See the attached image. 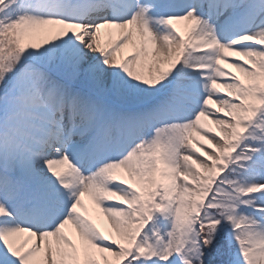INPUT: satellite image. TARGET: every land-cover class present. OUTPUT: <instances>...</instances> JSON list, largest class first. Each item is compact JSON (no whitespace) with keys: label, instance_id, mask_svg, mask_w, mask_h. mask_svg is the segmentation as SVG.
<instances>
[{"label":"snow or ice","instance_id":"1","mask_svg":"<svg viewBox=\"0 0 264 264\" xmlns=\"http://www.w3.org/2000/svg\"><path fill=\"white\" fill-rule=\"evenodd\" d=\"M0 264H264V0H0Z\"/></svg>","mask_w":264,"mask_h":264},{"label":"rangeland","instance_id":"2","mask_svg":"<svg viewBox=\"0 0 264 264\" xmlns=\"http://www.w3.org/2000/svg\"><path fill=\"white\" fill-rule=\"evenodd\" d=\"M109 38L110 37H109L108 33L107 32H104V34L102 36V39L106 41ZM117 55L119 57L120 56V53H117ZM85 204L88 206L90 213L95 217L97 215L98 210H94L93 209V206L91 205V202L87 198H85ZM98 222L101 223V225L103 226L102 217L98 218Z\"/></svg>","mask_w":264,"mask_h":264},{"label":"bare ground","instance_id":"3","mask_svg":"<svg viewBox=\"0 0 264 264\" xmlns=\"http://www.w3.org/2000/svg\"><path fill=\"white\" fill-rule=\"evenodd\" d=\"M176 27L181 30L182 32L185 30V25L183 23H177L176 24ZM128 49H125V52H127ZM92 209V208H91ZM69 229H70V226H69Z\"/></svg>","mask_w":264,"mask_h":264}]
</instances>
